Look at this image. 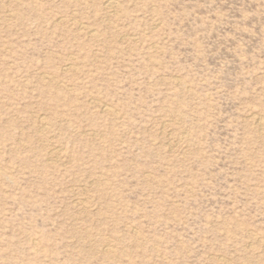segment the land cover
<instances>
[{
    "label": "rangeland",
    "instance_id": "obj_1",
    "mask_svg": "<svg viewBox=\"0 0 264 264\" xmlns=\"http://www.w3.org/2000/svg\"><path fill=\"white\" fill-rule=\"evenodd\" d=\"M105 1L0 0V264H264V0Z\"/></svg>",
    "mask_w": 264,
    "mask_h": 264
},
{
    "label": "bare ground",
    "instance_id": "obj_2",
    "mask_svg": "<svg viewBox=\"0 0 264 264\" xmlns=\"http://www.w3.org/2000/svg\"><path fill=\"white\" fill-rule=\"evenodd\" d=\"M105 5L109 8H112L115 6V1L114 0H106ZM260 121V120H259Z\"/></svg>",
    "mask_w": 264,
    "mask_h": 264
}]
</instances>
